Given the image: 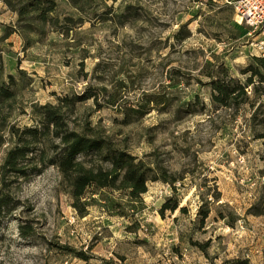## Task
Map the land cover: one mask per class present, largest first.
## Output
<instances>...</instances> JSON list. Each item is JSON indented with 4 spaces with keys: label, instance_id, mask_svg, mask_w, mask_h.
<instances>
[{
    "label": "rangeland",
    "instance_id": "374dc122",
    "mask_svg": "<svg viewBox=\"0 0 264 264\" xmlns=\"http://www.w3.org/2000/svg\"><path fill=\"white\" fill-rule=\"evenodd\" d=\"M232 1L99 0L95 13L89 7L80 14L56 0L54 20L27 23L0 0V37L6 26L20 31L0 40L6 70L16 73L19 65L33 78L13 119L31 124V102L105 86L117 91V105L99 93L100 107L86 101L71 124L89 120L136 156L154 154L178 178L176 191L150 181L138 200L91 186L80 202L83 216L50 166L23 182L22 208L0 220V264H219L237 255L264 264V107L254 115L249 103L215 104L210 87L197 81L213 57L233 76L248 75L241 70L263 35L235 21ZM112 12L115 20L107 19ZM186 28L191 34L179 39ZM248 93L254 97L251 86ZM152 96L162 102L147 105ZM138 104L150 111L126 124L123 109ZM169 198L177 209L161 211ZM20 224L34 233L23 237Z\"/></svg>",
    "mask_w": 264,
    "mask_h": 264
},
{
    "label": "trees",
    "instance_id": "16d2710c",
    "mask_svg": "<svg viewBox=\"0 0 264 264\" xmlns=\"http://www.w3.org/2000/svg\"><path fill=\"white\" fill-rule=\"evenodd\" d=\"M4 1L17 13L19 20H30L27 23H32V20L48 23L55 19L52 13L57 6L56 0H21L19 3H15L14 0ZM67 1L82 14L87 8H93L99 0ZM131 7V4H127L123 8L129 12ZM92 11L95 13L96 9L93 8ZM107 12L110 11L106 10ZM112 13L107 19L115 20L116 15ZM16 31L20 32L13 26H6L0 40L7 39ZM182 31L180 30V34L177 33L179 39L191 34L188 28L185 33ZM213 59L214 61L207 60L204 63L205 69L200 70L205 80L197 78L200 84L210 87L211 101L224 107H238L243 103H249L253 107L256 106L254 115H257L258 109L264 107V100L261 99L264 96V57L257 54L250 57L247 65L241 70L242 73L248 74L244 81L233 76L224 62H219L216 57ZM32 83L33 78L19 65L16 66V73L6 70L0 48V220L12 216L22 208L23 202L18 191L23 182L50 166L59 171L75 208L83 216L86 212L80 207V202L91 186L98 189L121 190L130 200L140 199L147 191L150 181L165 182L176 191L177 176L159 159L154 158L152 156L154 154L136 156L127 145L98 130L89 120H85L80 126L71 124V114L86 101L94 100L100 107L99 93L105 95L107 106H116L118 102L116 90L110 91L103 86L96 92L93 87L87 86L81 93L58 95L55 103L31 102L33 123L21 125L13 117L18 107L20 112L24 111L23 107L19 106V96L22 90ZM250 86L254 97H250L248 93ZM160 102L162 100L157 96H152L149 97L147 105ZM187 107L190 109V103ZM149 111V107L144 108L138 104L126 111L123 109L122 112L124 121L128 124L134 117L133 113H136V117H141ZM260 121L264 127V115ZM171 199L163 204L161 211L177 209L179 203L172 202ZM181 209L185 210L183 206ZM200 211L199 220L204 224L210 213L208 204L205 209L201 206ZM19 228L23 237L34 233V228L29 224H20ZM56 246L68 252L73 251L68 245ZM202 247L203 250L206 249L205 246ZM80 255L85 258L82 252ZM219 264H250V259L237 255L225 258Z\"/></svg>",
    "mask_w": 264,
    "mask_h": 264
},
{
    "label": "built area",
    "instance_id": "2783aa9c",
    "mask_svg": "<svg viewBox=\"0 0 264 264\" xmlns=\"http://www.w3.org/2000/svg\"><path fill=\"white\" fill-rule=\"evenodd\" d=\"M231 3L235 9V21L263 35L257 55L264 57V0H233Z\"/></svg>",
    "mask_w": 264,
    "mask_h": 264
}]
</instances>
